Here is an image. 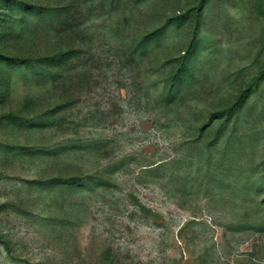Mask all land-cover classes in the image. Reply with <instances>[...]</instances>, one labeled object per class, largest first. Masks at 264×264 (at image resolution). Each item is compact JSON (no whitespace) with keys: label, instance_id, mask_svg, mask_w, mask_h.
I'll use <instances>...</instances> for the list:
<instances>
[{"label":"rangeland","instance_id":"rangeland-1","mask_svg":"<svg viewBox=\"0 0 264 264\" xmlns=\"http://www.w3.org/2000/svg\"><path fill=\"white\" fill-rule=\"evenodd\" d=\"M0 264H264V0H0Z\"/></svg>","mask_w":264,"mask_h":264}]
</instances>
